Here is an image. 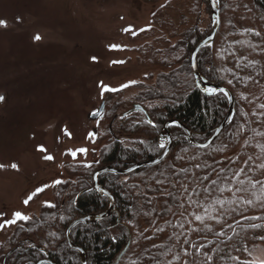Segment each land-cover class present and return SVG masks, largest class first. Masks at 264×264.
<instances>
[{
	"label": "trees",
	"instance_id": "16d2710c",
	"mask_svg": "<svg viewBox=\"0 0 264 264\" xmlns=\"http://www.w3.org/2000/svg\"><path fill=\"white\" fill-rule=\"evenodd\" d=\"M198 1L209 7L207 0ZM216 3L220 29L213 45L199 51L197 66L208 83L232 92L234 118L206 148L190 145L184 131L173 126L171 150L160 164L127 175L101 174L100 183L114 196V213L98 223L78 224L70 231L72 241L85 250L87 264H264L242 260L249 245L264 242V195L260 192L264 185V167H260L264 165V115H259L264 109L258 107L264 102L257 101H264V0ZM240 14L249 17L254 26L248 21L238 29L235 20ZM196 23L178 42L184 51L180 61L166 64L167 70L135 95L152 124L141 111L118 117L115 128L123 137L112 138L102 146L98 163L76 168L74 179L58 184L55 208L42 207L38 215L17 223L8 233L5 250L13 251L6 264H36L44 257L57 264H81L79 254L67 243L66 228L77 218L107 209L108 198L87 189L96 169H123L159 156L163 150L158 149V135L168 120L182 122L200 143L214 133L228 111V100L223 93L206 95L196 87L190 54L207 34ZM111 111L115 115L116 109ZM236 148L238 152L229 160H222ZM241 168L238 179L259 182L255 189L246 182L243 187L247 191L235 195L213 191L206 198L203 189L211 180L219 176L223 182L224 176H234ZM221 169L225 171L221 173ZM203 176L209 179L202 181ZM228 183L233 190L240 187L231 179ZM197 191L200 194H193L191 200L200 201L204 207L189 203V193ZM222 196L232 203L214 205L205 212L213 197ZM240 197L253 203L245 204ZM194 214L204 219L197 221Z\"/></svg>",
	"mask_w": 264,
	"mask_h": 264
},
{
	"label": "rangeland",
	"instance_id": "374dc122",
	"mask_svg": "<svg viewBox=\"0 0 264 264\" xmlns=\"http://www.w3.org/2000/svg\"><path fill=\"white\" fill-rule=\"evenodd\" d=\"M0 20V223L17 211L32 219L45 201L55 204L53 181L74 179L76 168L123 137L111 110L119 116L139 104L138 90L180 61L178 42L195 20L206 35L214 27L210 6L198 0H0ZM248 21L254 26L240 14L235 23L241 29ZM129 81L137 83L121 89ZM103 101V117L90 119ZM79 148L88 151L73 158ZM37 188L43 191L25 204ZM21 221L0 229V264L6 237ZM243 256L264 263V242Z\"/></svg>",
	"mask_w": 264,
	"mask_h": 264
},
{
	"label": "water",
	"instance_id": "95a60500",
	"mask_svg": "<svg viewBox=\"0 0 264 264\" xmlns=\"http://www.w3.org/2000/svg\"><path fill=\"white\" fill-rule=\"evenodd\" d=\"M207 1L209 3L211 14H212V17L214 20V27H213L212 31L208 35H206L202 40H200L199 43L192 50V52L190 54V66H191L192 74H193V77H194V80L196 83V87L198 89H200V91L203 92L204 94H206V93L202 89L206 86V84H210L211 86H218L219 88H224L227 90L228 95L226 97L228 100V111H227L225 117L223 118V120L216 127L214 133L204 143L197 142L193 138V135H192L190 129H188L182 122H180L179 120H176V119H172V120H168L164 123V125H163V127H162V129L158 135V143H159V138L162 136L169 138V141L167 142L166 149H164L163 152L159 156L154 157V158H149V159L144 160V161L137 162L136 164L130 165L124 169H119V168H115L112 166H104V167H101V168H98L97 170H95V172L93 173V176H92L91 189H93L98 195L105 196L108 198V202H109L108 207L104 212H102L100 214H92V215H88V216L77 218V219L73 220L68 225V227L66 228L67 243L71 249H73L74 251H76L79 254L80 259H81V264H87V254L82 247L78 246L77 244H75L72 241L71 236H70V231L72 230V228H74L78 224L91 225L94 223H98V222L108 218L113 213V211L115 209L114 196L99 182V176L101 174L110 172V173H113L116 175H127V174H130V173L140 169V168L151 167V166H155V165L160 164L168 155V154L164 155V152L166 151L167 153H169L171 150V147L173 144V138H172V134L170 131V127H173V126L179 127L184 131L185 138L190 145L197 147V148H206V147H201V145H207V147L210 146L218 138V136L221 134V132L232 122V120L234 118L235 100H234L232 92L224 86L208 83L205 80L204 76L199 71L198 66L195 68L192 67L193 63H195L197 65V55H198L199 51L205 46L213 45L214 39H215L216 34H217L219 27H220V13H219L218 6L216 4V0H207ZM217 93H219V92H217ZM206 95H208V94H206ZM136 111H141L146 116L147 120L148 121L150 120L148 115H147L146 110L140 104H133L132 108H130L128 111L124 112L122 114V116L129 115V114L136 112ZM93 113L94 112L89 114L90 119L96 120V119H100L103 117V115L105 113L104 101L100 104L98 109L95 111V115H93ZM229 118H231V119H229ZM173 121H176L178 123L172 124ZM217 129H219L220 131L217 132L216 131ZM85 191L86 190L80 192L78 194V196L81 195ZM127 247L128 246H126L124 248V250L121 252L118 259L126 251ZM38 249L41 251L43 250L41 247H38ZM12 251L13 250H11L5 254V256L3 257V260H2V264H6L7 258L12 253ZM36 264H57V263L53 260H50L49 258H43V259H40L39 261H37Z\"/></svg>",
	"mask_w": 264,
	"mask_h": 264
},
{
	"label": "snow or ice",
	"instance_id": "6c2138e0",
	"mask_svg": "<svg viewBox=\"0 0 264 264\" xmlns=\"http://www.w3.org/2000/svg\"><path fill=\"white\" fill-rule=\"evenodd\" d=\"M0 26H6V22L3 21V20H0ZM146 29H141V31H144ZM125 31H131V26H129L127 29H125ZM133 35H136L135 32L132 33ZM254 35H260V33L258 32H254ZM40 37L37 35L35 37V39H39ZM110 47H120L118 45H111ZM93 60H95V57H93ZM193 68L197 67V65L195 63H193L192 65ZM226 71H231V69H226ZM203 79V78H202ZM137 83L136 81H129L127 84H123L121 85V89L123 88H127V87H130L132 86L133 84ZM229 84L232 83L231 80L228 81ZM104 90L105 91H118L119 89H109L107 86H104ZM206 94L208 95H215L217 92H220V93H223L225 96L228 95V92L226 89L224 88H219L218 86H211L210 84H206V86L202 89ZM3 97H0V100H2ZM149 107H152L151 104H149ZM258 107L264 109V104H260ZM255 114V113H254ZM93 115H95V112L93 113ZM259 115H264V113H260ZM231 119V118H229ZM147 123L149 124H152V121L149 120L147 121ZM178 122L176 121H173L172 124H177ZM171 126V125H170ZM241 131H243V126H241ZM217 132H219L220 130L217 129L216 130ZM70 135V134H69ZM95 133H92L90 132L89 133V136H94ZM169 141V138L168 137H160L159 138V143H158V149L159 150H164L166 149V146H167V142ZM141 143H143V141H141ZM201 147H207V145H201ZM39 150H44L42 146H39ZM154 151L157 150L156 148L153 149ZM87 149L86 148H79L75 151H72L71 152V155L73 156V158H75L76 156V153L79 152V153H87ZM222 151V149H221ZM168 153L165 151L164 152V155H167ZM45 159H48V160H51L53 159V157L51 155H48V156H45L44 157ZM249 159H251V157H249ZM97 163L99 161H96ZM247 163V161L245 162ZM86 167H90L91 165H85ZM0 167H3L2 165H0ZM13 168H17L18 166L16 164H13L12 165ZM197 167H200L199 165H197ZM260 167H264V165H260ZM182 171H187L186 169H182ZM225 171V169H221L220 172L223 173ZM243 172V169L241 168L239 171H237L235 173L234 176H231V177H228V176H224L223 177V182H221V178L218 176V178L216 180H211L210 183H209V186L205 187L203 189V192L207 197L211 196L213 191H216V192H219L221 195L225 192V191H228V192H233V194L235 195L236 193H239V192H242V191H247L246 188L243 187V185L247 182L251 185V187L253 189L256 188V184L259 183V182H253L250 178H246V180H240L238 179L239 176L241 175V173ZM200 179L202 181L204 180H208L209 177L208 176H203V177H200ZM229 179H231L232 181H235L236 183H238L240 185V187H236L234 190H233V185L231 183H228ZM54 184H61L63 183V181L57 179L55 181H53ZM158 183H160V181H158ZM45 187H47V185H45ZM43 191V188H37L36 189V192L31 194L25 201L24 203L27 204L29 200L32 199V197L36 194V193H39V192H42ZM260 192L262 195H264V185L261 186V189H260ZM195 194V195H199L200 193L197 191V192H194V193H189V203L191 204H198L200 205L201 207H204V205L200 202V201H197V200H191V196ZM253 195H256V193L254 192ZM257 199H261V196H257L256 197ZM240 199L243 201V203L245 204H252L253 201L252 200H244L243 197H240ZM225 203H232V201H226V200H223V199H220L218 197H213L212 198V201L211 203H209L207 205V207L205 208V212H207V209L208 208H214V205H220L221 207H223V205ZM45 206L46 207H49V208H55L56 205L52 204L51 202L49 201H45ZM181 207H183V204H181ZM170 210V209H169ZM4 214L3 213H0V216H3ZM13 219H5L3 221V223H0V229L4 228L5 226H8V225H12V224H15L18 220H24V221H27L29 219H31V217L29 216H26L24 215L22 212L20 211H17V212H14L13 213ZM61 219H63L64 217L61 216L60 217ZM194 218L195 220L197 221H202L204 219L203 216L201 215H198V214H194ZM253 219H259V217H253ZM129 223H131V221H129ZM182 227V225H181ZM253 227H260V225H253ZM222 234V233H221ZM200 249H197V251H199ZM209 259H211V257H209ZM238 259V257L236 258ZM133 264H135V262H133Z\"/></svg>",
	"mask_w": 264,
	"mask_h": 264
},
{
	"label": "flooded vegetation",
	"instance_id": "af4514ba",
	"mask_svg": "<svg viewBox=\"0 0 264 264\" xmlns=\"http://www.w3.org/2000/svg\"><path fill=\"white\" fill-rule=\"evenodd\" d=\"M122 114H123V113H122ZM122 114H120L119 116H117V115L115 116V115H114L113 117H115L114 119H117L118 117H122ZM114 138H115V139H118L119 137H114ZM129 166H130V165H129ZM126 168H127V167H126ZM123 169H124V168H123ZM96 170H97V169H96ZM94 172H95V171H94ZM99 182H100V181H99ZM100 184H101V183H100ZM91 186H92V180H91V185H90L87 189H91ZM85 190H86V189H85ZM82 191H84V190H82ZM82 191H81V192H82ZM114 211H115V209H114ZM114 211H113V213H114ZM103 212H104V211H103ZM113 213H112V214H113ZM112 214H111V215H112ZM80 247H81V246H80ZM44 258H48V257H44ZM42 259H43V258H42Z\"/></svg>",
	"mask_w": 264,
	"mask_h": 264
}]
</instances>
